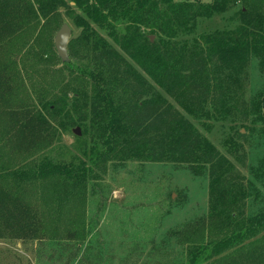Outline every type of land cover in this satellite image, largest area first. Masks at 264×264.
Here are the masks:
<instances>
[{
  "label": "rangeland",
  "instance_id": "374dc122",
  "mask_svg": "<svg viewBox=\"0 0 264 264\" xmlns=\"http://www.w3.org/2000/svg\"><path fill=\"white\" fill-rule=\"evenodd\" d=\"M229 15L198 19L195 37L230 30ZM15 22L14 11L0 6V66L13 58L21 77L15 99L0 105V139L5 140L0 161L7 163L2 169L9 183L15 169L32 176L23 181L26 202L44 236L21 244L4 234L0 264H264V226L244 242L236 238L221 258L198 257L203 247L232 234L227 223L206 219L205 169L196 165L193 173L183 165L148 163L142 151H128L122 115L126 102L136 98L120 84L99 79L79 44L67 49L69 65L58 60L53 37L59 27L70 28L69 41L79 34L64 16L49 39L35 38L31 31L13 34L8 25ZM248 79L244 98L250 111L244 125L228 118L197 121L178 110L232 162L226 150L235 133L242 134L246 167H236L249 185L246 215L252 220L264 209V67L255 56ZM63 95L65 111L40 107ZM88 104L103 113L85 125L74 124L81 113L89 116ZM36 110L43 113L44 126L36 123ZM20 114L28 130L13 126V116ZM67 232L74 233L72 241ZM191 256L198 258L190 261Z\"/></svg>",
  "mask_w": 264,
  "mask_h": 264
},
{
  "label": "trees",
  "instance_id": "16d2710c",
  "mask_svg": "<svg viewBox=\"0 0 264 264\" xmlns=\"http://www.w3.org/2000/svg\"><path fill=\"white\" fill-rule=\"evenodd\" d=\"M0 6L3 11L10 7L16 14L19 23L8 25L13 34L31 31L35 38L49 39L61 16L79 31L68 41L67 49L79 44L99 79L120 84L136 98L126 102V114L122 115L129 152L142 151L148 163L183 165L193 173L196 165L205 169L206 219L227 223L234 236L208 244L198 257L206 262L221 258L234 247L236 238L244 242L264 226V209L252 220L246 215L250 189L236 167H246L242 134L236 132L237 139L226 150L232 162L206 142L179 111L197 121L228 118L246 123L250 109L244 94L252 57L264 67V0H0ZM227 12L228 22L233 24L230 30L195 37L198 19ZM16 64L12 58L0 66V105L10 104L19 90ZM64 97L40 107L65 111ZM99 107L88 104L89 116L81 113L74 124L85 125L89 117L98 118L103 113ZM34 118L38 126H44L42 112L36 110ZM22 119V114L13 116V126L28 130L30 126L21 123ZM4 141L0 139V143ZM5 164L0 161V238L8 234L21 244L41 241L42 223L29 212L23 184L32 176L15 169L13 183H9L4 179ZM65 235L67 241L75 237L73 232Z\"/></svg>",
  "mask_w": 264,
  "mask_h": 264
},
{
  "label": "water",
  "instance_id": "95a60500",
  "mask_svg": "<svg viewBox=\"0 0 264 264\" xmlns=\"http://www.w3.org/2000/svg\"><path fill=\"white\" fill-rule=\"evenodd\" d=\"M70 33L71 30L67 26V24H62L53 37V47L56 56L62 63L69 62V58L67 54V44L70 38ZM150 40H152V37H150ZM73 133L76 136H79V132L77 129L74 130Z\"/></svg>",
  "mask_w": 264,
  "mask_h": 264
}]
</instances>
